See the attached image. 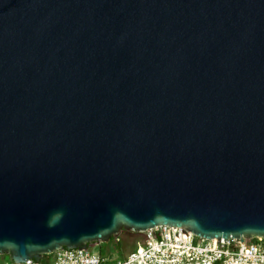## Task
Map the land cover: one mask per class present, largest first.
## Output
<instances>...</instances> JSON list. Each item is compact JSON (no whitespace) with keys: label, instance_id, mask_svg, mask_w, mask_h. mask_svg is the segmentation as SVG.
Masks as SVG:
<instances>
[{"label":"water","instance_id":"1","mask_svg":"<svg viewBox=\"0 0 264 264\" xmlns=\"http://www.w3.org/2000/svg\"><path fill=\"white\" fill-rule=\"evenodd\" d=\"M162 225L264 238V0H0V255Z\"/></svg>","mask_w":264,"mask_h":264},{"label":"built area","instance_id":"2","mask_svg":"<svg viewBox=\"0 0 264 264\" xmlns=\"http://www.w3.org/2000/svg\"><path fill=\"white\" fill-rule=\"evenodd\" d=\"M45 256L40 261L13 263L0 255V264H264V238L231 237L218 241L197 237L182 227L162 225L144 231L136 248L119 259L91 247L57 249Z\"/></svg>","mask_w":264,"mask_h":264},{"label":"rangeland","instance_id":"3","mask_svg":"<svg viewBox=\"0 0 264 264\" xmlns=\"http://www.w3.org/2000/svg\"><path fill=\"white\" fill-rule=\"evenodd\" d=\"M140 237L141 234L123 231L119 236V242L112 239L101 247L103 254L112 259H119L136 248L140 243ZM90 247L95 252H99L101 249L98 244H92ZM6 261L10 262V259L6 257Z\"/></svg>","mask_w":264,"mask_h":264},{"label":"trees","instance_id":"4","mask_svg":"<svg viewBox=\"0 0 264 264\" xmlns=\"http://www.w3.org/2000/svg\"><path fill=\"white\" fill-rule=\"evenodd\" d=\"M104 244H106V243H100V244H98V246L101 248ZM90 247V246H89ZM101 254H103V251H102V248L100 249V251H99ZM6 257H8V256H3V259L4 260H6ZM46 256L44 255L43 256V258H45ZM9 258V257H8ZM10 262H12L11 260H10Z\"/></svg>","mask_w":264,"mask_h":264}]
</instances>
